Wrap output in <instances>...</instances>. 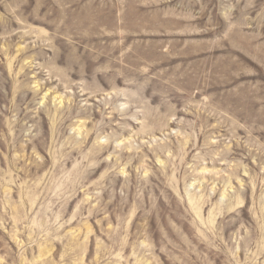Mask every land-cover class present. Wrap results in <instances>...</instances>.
<instances>
[{
	"label": "rangeland",
	"instance_id": "rangeland-1",
	"mask_svg": "<svg viewBox=\"0 0 264 264\" xmlns=\"http://www.w3.org/2000/svg\"><path fill=\"white\" fill-rule=\"evenodd\" d=\"M0 264H264V0H0Z\"/></svg>",
	"mask_w": 264,
	"mask_h": 264
}]
</instances>
